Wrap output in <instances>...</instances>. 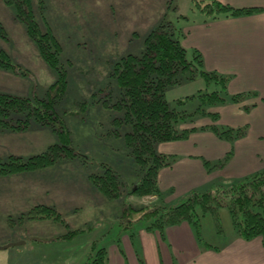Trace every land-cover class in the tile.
<instances>
[{
	"label": "rangeland",
	"instance_id": "1",
	"mask_svg": "<svg viewBox=\"0 0 264 264\" xmlns=\"http://www.w3.org/2000/svg\"><path fill=\"white\" fill-rule=\"evenodd\" d=\"M153 2L151 5L147 0H33L35 18L40 27L43 31L51 30L61 45L60 66L66 70L67 86L55 103L59 116V122H55L58 127L65 125L70 144L80 155L58 159L44 168L0 175V264H89L100 248L108 250L110 245L120 241L121 234L133 232L138 228L137 223L151 220L135 221L128 227V206L177 204L191 192L176 195L174 189H162L159 174L168 167L158 172L160 194L139 196L126 192L144 171L126 144L125 134L132 130V124H119L114 120L125 112L113 105L122 92L115 74L116 62L127 54L141 55L147 34L161 22H171L176 36L182 40L184 25L210 17L195 6L196 0ZM0 25L3 26L0 46L16 64V69L0 67V91L31 97L34 105H40L36 98L50 97L49 88L59 79V72L42 59L27 35L24 23L17 18L15 6L4 0H0ZM229 83L230 79L228 86ZM228 86V95H234ZM215 89L220 86L214 81L206 82L197 76L169 87L167 99L171 106L190 113L199 106L217 112L218 107L231 100L209 105L198 96L202 91ZM220 93L224 94L223 91ZM191 95L196 97L183 105L177 103V99ZM223 109L222 117L228 120L227 110ZM24 116L23 113L12 115L11 124L17 125L18 118ZM189 119L181 125L182 128L202 130L203 126L212 124L229 126L228 121L214 120L201 111ZM61 141L59 130L55 131L52 126L33 118L24 130H14L0 123V167L11 156L25 161ZM170 142L174 141L160 142L155 147L160 153L174 155L175 163L176 154L164 152L179 149L167 144ZM203 160L204 163L211 162ZM228 160L229 157L225 164ZM107 166L125 182V191L119 197L108 198L95 188L90 192L89 183L94 186L88 179L94 173H104ZM45 200L58 204L63 220L30 218L28 211ZM231 224L225 208L215 215L207 213L201 221L202 238L207 242L210 230L211 238L214 235V238L222 239ZM18 241L25 243L4 248Z\"/></svg>",
	"mask_w": 264,
	"mask_h": 264
},
{
	"label": "trees",
	"instance_id": "2",
	"mask_svg": "<svg viewBox=\"0 0 264 264\" xmlns=\"http://www.w3.org/2000/svg\"><path fill=\"white\" fill-rule=\"evenodd\" d=\"M4 1L15 6L17 18L24 23L27 35L35 43L40 56L60 75L55 84L49 88V98H36L40 105H34V99L31 97L0 91V123L9 125L14 130H24L33 118L42 124L52 126L55 131L59 130L62 135L61 143L52 144L43 153L33 155L25 161L21 157L11 156L0 167V175H10L44 168L54 164L58 159L73 158L80 153L71 146L65 125L60 127L56 125L59 116L55 111V103L65 93L67 86L66 70L60 66L61 45L51 30L43 31L40 27L35 18L33 0ZM203 1L196 0L195 6L210 18H219L223 15L238 17L261 10L257 7L237 8L219 0H206V3ZM2 28L3 26L0 25V30ZM191 52L190 55V50L176 36L173 24L161 22L147 34L145 50L141 55L127 54L116 62L115 74L122 92L113 105L124 109L125 112L114 120L119 124H132V130L125 134L126 144L139 168L144 171L131 190L126 191L128 193L139 196L160 194L158 172L161 168L173 166L175 156L158 152L156 144L188 138L196 128H182L181 125L198 111L214 120L220 118L218 111H207L200 106L191 113L171 106L167 99L169 87L201 76L206 82L214 81L220 86V89L202 91L198 95L206 104H221L229 99L240 102L249 95V93H237L229 96L227 82L230 77L217 71L206 70L201 52L196 49ZM0 67L8 70L16 69V64L1 46ZM53 90L56 91L55 94ZM221 91L224 94H221ZM194 97L196 95L177 99V103L183 105ZM18 113H23L25 116L18 118L17 125L11 124L10 117ZM200 129H209L218 137L229 141L236 140L246 133L245 127L218 124L203 126ZM115 131L120 134L119 130ZM230 154L231 151L225 158L214 163L206 161L205 164L210 170L223 167ZM89 180L95 189L108 198L119 197L125 191V182L109 166L104 173L92 174ZM222 208L228 210L232 225L240 238L249 241L259 237L264 244V168L230 184H215L204 190H192L177 204H153L139 208L128 206L126 216L130 218L127 219V226L130 227L135 221L151 219L149 223H145L146 227L163 234L169 226L188 222L194 227L198 240L209 247L210 245L202 238L201 221L205 214L215 215ZM28 215L33 219L63 220L62 213L55 204L38 203L28 211ZM89 264H108L107 248H100Z\"/></svg>",
	"mask_w": 264,
	"mask_h": 264
},
{
	"label": "crops",
	"instance_id": "3",
	"mask_svg": "<svg viewBox=\"0 0 264 264\" xmlns=\"http://www.w3.org/2000/svg\"><path fill=\"white\" fill-rule=\"evenodd\" d=\"M219 1L237 8L261 10L238 17L200 18L183 26L181 41L188 50L201 52L205 69L230 77L228 87L233 94L249 93L240 102L231 100L218 107L220 121L245 127L246 133L227 142L210 130H196L186 140L167 143L179 149L164 152L176 154L178 159L173 166L160 171V185L163 190L174 189L176 195L217 183L230 184L264 168V0ZM147 2L154 4L153 0ZM223 107L228 120L222 117ZM230 151L229 160L221 169L210 170L204 163L203 158L217 162ZM88 186L93 192L94 187L90 183ZM136 226L133 232L121 234L120 241L109 246L108 264H264L262 239L246 241L232 224L222 239L214 235L211 238L208 230L210 238L204 242L209 247L198 240L188 222L170 226L163 234L148 229L145 223Z\"/></svg>",
	"mask_w": 264,
	"mask_h": 264
},
{
	"label": "water",
	"instance_id": "4",
	"mask_svg": "<svg viewBox=\"0 0 264 264\" xmlns=\"http://www.w3.org/2000/svg\"><path fill=\"white\" fill-rule=\"evenodd\" d=\"M24 243H25V241L12 242V243L5 245L4 248H8L11 246H16V245H20V244H24Z\"/></svg>",
	"mask_w": 264,
	"mask_h": 264
}]
</instances>
